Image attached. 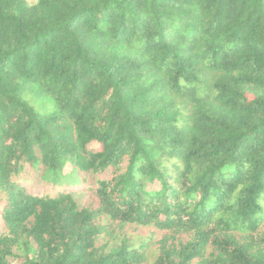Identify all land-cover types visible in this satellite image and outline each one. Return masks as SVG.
<instances>
[{
    "label": "trees",
    "instance_id": "trees-1",
    "mask_svg": "<svg viewBox=\"0 0 264 264\" xmlns=\"http://www.w3.org/2000/svg\"><path fill=\"white\" fill-rule=\"evenodd\" d=\"M0 264H264V0H0Z\"/></svg>",
    "mask_w": 264,
    "mask_h": 264
},
{
    "label": "rangeland",
    "instance_id": "rangeland-1",
    "mask_svg": "<svg viewBox=\"0 0 264 264\" xmlns=\"http://www.w3.org/2000/svg\"><path fill=\"white\" fill-rule=\"evenodd\" d=\"M26 3L31 6L35 3V0H25ZM97 146L96 145H92V148H96ZM70 172V169L69 168H66L65 169V174H68ZM34 172H31L30 168L28 166L25 167L24 171L21 173V180L22 181H31V180H35V182H33L32 184H26L24 183L25 187L26 188H32V190L34 192H39V193H42L44 191H51V192H54L53 190V187L52 186H48L46 184H39V176L40 174H37V173H34ZM70 190H77L79 189V187H71L69 188Z\"/></svg>",
    "mask_w": 264,
    "mask_h": 264
}]
</instances>
